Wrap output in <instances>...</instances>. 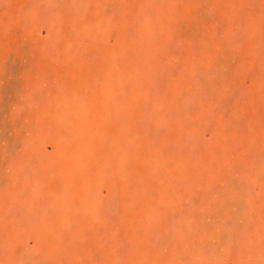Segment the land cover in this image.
Listing matches in <instances>:
<instances>
[{"label":"rangeland","instance_id":"374dc122","mask_svg":"<svg viewBox=\"0 0 264 264\" xmlns=\"http://www.w3.org/2000/svg\"><path fill=\"white\" fill-rule=\"evenodd\" d=\"M0 264H264V0H0Z\"/></svg>","mask_w":264,"mask_h":264}]
</instances>
